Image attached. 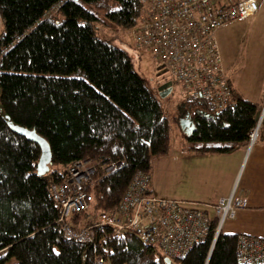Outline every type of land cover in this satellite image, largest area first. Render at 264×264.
Wrapping results in <instances>:
<instances>
[{"label":"trees","instance_id":"obj_1","mask_svg":"<svg viewBox=\"0 0 264 264\" xmlns=\"http://www.w3.org/2000/svg\"><path fill=\"white\" fill-rule=\"evenodd\" d=\"M140 9V0H0V264L10 257L14 264H97L99 255L110 264H245L236 257L240 232L221 229L214 238L216 216L206 237L172 263L131 229L97 223L98 213L117 208L136 171L151 172L152 156L170 148L168 118L137 55L97 33L103 16L132 28ZM229 83L221 109L204 99L179 102L192 149L226 151L249 142L264 97L248 99ZM1 112L47 139L48 172H37L39 144L13 131ZM256 139L264 140L263 123ZM78 159L95 166L87 189L93 199L61 219L51 185ZM64 223L91 226L94 234L71 238Z\"/></svg>","mask_w":264,"mask_h":264},{"label":"built area","instance_id":"obj_2","mask_svg":"<svg viewBox=\"0 0 264 264\" xmlns=\"http://www.w3.org/2000/svg\"><path fill=\"white\" fill-rule=\"evenodd\" d=\"M141 9L132 26L136 41L147 49L180 83L183 99H204L211 109L223 108L230 99L231 85L222 65L216 31L228 21L255 14L259 0H140ZM264 110V106L262 111ZM261 111V112H262ZM261 114V119L263 117ZM261 119L249 133L256 140ZM116 165L106 166L110 170ZM95 169L89 159H78L68 166L67 176L52 183L51 192L62 207L61 219L73 210L85 209L93 199L87 189ZM152 174L139 169L114 211L97 214V223L109 224L116 232L134 231L143 241L156 245L170 258L183 256L208 234L211 218H218L214 238L226 218L248 204L236 189L213 203L214 215L185 199L166 197L150 189ZM65 233L77 240L94 234L91 226L74 229L63 224ZM237 260L245 264L264 263V239L240 232ZM97 264H110L99 255Z\"/></svg>","mask_w":264,"mask_h":264},{"label":"rangeland","instance_id":"obj_3","mask_svg":"<svg viewBox=\"0 0 264 264\" xmlns=\"http://www.w3.org/2000/svg\"><path fill=\"white\" fill-rule=\"evenodd\" d=\"M98 13L99 16H102V13ZM97 33L106 40L130 46L133 54L138 57V66L146 85L156 91L163 111L169 121L171 146L166 153L152 156L151 169L155 175L154 182L158 190L155 193L159 195L161 193L163 194L162 196L167 197L173 190L172 186L179 193L184 182H188L187 176L182 172V167L186 164L185 158L192 157L193 159H198L201 157L200 159H206L207 157H212L210 153H199L188 147L189 143L183 135L182 129L184 128L181 125L183 121H186V118L178 116L177 106L183 100L180 83L172 77L171 72L165 66L155 60L152 54L136 41L131 27L127 28L112 23L103 16V20L98 21ZM216 38H218L221 44L226 75L230 77L244 97L256 101L259 100L264 92V25H261L259 20L253 22L250 18L232 20L225 23L218 30ZM168 76L173 80L172 89L167 95L162 96L158 91V86L161 83V79ZM263 106L264 103L262 108ZM262 123L264 126V116L261 119L260 126ZM213 157L214 159H225L223 157L226 156L213 154ZM227 157L234 160L236 152L234 150L230 151ZM243 164L244 161L242 167ZM174 170H176L177 179L173 178ZM187 170L188 166L185 165V171ZM196 193V191H191L189 194L194 195ZM188 201L193 202L194 206L203 207V204L200 202ZM209 210L210 213H213V208ZM233 220L234 218L232 219V217L226 218L223 222L222 230H233L230 225ZM15 262V258L10 257L5 264H14Z\"/></svg>","mask_w":264,"mask_h":264},{"label":"crops","instance_id":"obj_4","mask_svg":"<svg viewBox=\"0 0 264 264\" xmlns=\"http://www.w3.org/2000/svg\"><path fill=\"white\" fill-rule=\"evenodd\" d=\"M249 18L253 22L259 20V23L264 25V0H259L258 10ZM222 27L223 26L217 29L216 34ZM217 42L221 52L222 65L226 70L223 62L224 56L218 38ZM230 81L232 85L239 90L231 79ZM263 94L264 92L261 98L264 97ZM261 98L257 101H261ZM190 145L189 143L188 147L192 149ZM193 150L199 153H210L212 157H207L206 159H200L201 157L198 159L186 157V164L182 167V172L187 176L188 182H184L179 193H177L174 189L175 187L172 186L173 190L167 197L200 202L203 204V208H206L210 213L209 209L213 208V203L218 197L228 195L233 189H236L237 194L247 197L248 204L236 211L235 215L232 217L234 220L230 223L233 230L226 232H243L258 235L264 239V140L256 139L252 143L249 141L248 143L238 144L234 148L226 151ZM232 150L236 152L234 160L227 157ZM213 154H218V156L225 155L226 157H223L225 159H214ZM243 161L244 164L242 167ZM185 165L188 166L187 171H185ZM150 170L152 174L150 189L153 192H158L155 186L156 183L154 182L155 175L152 173V169ZM175 171L176 170L173 172V178L177 179ZM191 191H196L197 193L191 195L189 194ZM160 195L163 194L160 193ZM210 215H214V209L213 213H210Z\"/></svg>","mask_w":264,"mask_h":264},{"label":"water","instance_id":"obj_5","mask_svg":"<svg viewBox=\"0 0 264 264\" xmlns=\"http://www.w3.org/2000/svg\"><path fill=\"white\" fill-rule=\"evenodd\" d=\"M171 89H172V81L171 80H167L158 86V91H159L160 95H162V96L167 95L171 91ZM262 112L264 115V110ZM262 112H261V114H262ZM261 114L260 113L258 114V121L261 119ZM1 116L13 131H15L19 134H22L25 137H27L28 139L33 140L39 144L40 149H41V153H40L39 159L37 161V172L39 174H44V173L48 172L49 163H50L51 158H52V152H51L50 145H49V142L47 141V139L45 137H43L41 134H39L35 130V128H29V127L23 126L19 123H16L15 121H13V119L10 117V115L8 113L1 112ZM181 125L186 132H189L191 130V124L187 118H186V121H183ZM164 259L167 263H172V258L165 256Z\"/></svg>","mask_w":264,"mask_h":264},{"label":"flooded vegetation","instance_id":"obj_6","mask_svg":"<svg viewBox=\"0 0 264 264\" xmlns=\"http://www.w3.org/2000/svg\"><path fill=\"white\" fill-rule=\"evenodd\" d=\"M167 80H171V81L173 82V80L171 79V77L168 76V77H166V78H162V79H161V83H163V82H165V81H167ZM161 83H160V84H161Z\"/></svg>","mask_w":264,"mask_h":264}]
</instances>
